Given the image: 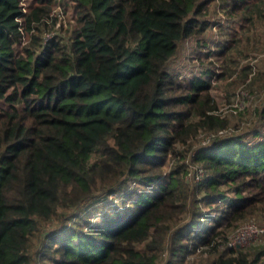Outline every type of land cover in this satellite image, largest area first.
<instances>
[{
  "label": "trees",
  "instance_id": "16d2710c",
  "mask_svg": "<svg viewBox=\"0 0 264 264\" xmlns=\"http://www.w3.org/2000/svg\"><path fill=\"white\" fill-rule=\"evenodd\" d=\"M56 1L0 0V264H264L224 246L264 221V0H63L61 33ZM218 10L246 24L204 50ZM220 77L258 95L233 121Z\"/></svg>",
  "mask_w": 264,
  "mask_h": 264
},
{
  "label": "rangeland",
  "instance_id": "374dc122",
  "mask_svg": "<svg viewBox=\"0 0 264 264\" xmlns=\"http://www.w3.org/2000/svg\"><path fill=\"white\" fill-rule=\"evenodd\" d=\"M25 0H23V3ZM65 1L63 0H57L56 4L53 6L51 16L56 15L57 21H58V26L56 27L58 32H62V30L66 29L69 27V22L71 21L72 15H71V10L70 6L65 7L64 3ZM217 3H220V0L217 1ZM71 4V3H69ZM25 7H26V2H25ZM219 17V18H217ZM218 19V23H215L212 26V30L207 32V37L210 39L212 42L211 45H208L206 49L204 50H209L212 51L214 45L218 42H221L219 40H224L228 37L227 33H230L238 28L239 24L245 25L244 20L240 19V17L237 14H229L227 15L225 12L218 10L217 15H214L212 17ZM56 21V22H57ZM221 24V28L218 29V25ZM56 25V24H55ZM55 27V26H54ZM62 30L60 31V29ZM56 30V31H57ZM52 31V30H51ZM55 31V32H56ZM49 32L45 33L46 34ZM50 34L47 35V37ZM25 38V37H24ZM25 42V41H24ZM198 44L195 42L187 41L181 44L179 53L177 56L173 59V62L176 63L175 70L179 72V77H185L188 76L189 74L199 70V62L196 61L195 58H193V54L195 50L198 48ZM202 49V50H203ZM198 50V49H197ZM194 51V52H193ZM206 51H203L202 53H205ZM255 62V61H254ZM236 75L234 74L232 78H234ZM230 78H223L220 77L218 81L213 82V85L215 87L214 95L216 96L218 100V111H220V114L226 115L228 114V118L233 119V115L236 113L237 110H243L244 108L248 106H254L258 102V95L253 94L249 92L244 84H239L238 86H233L231 87L228 84V81ZM233 88V89H231ZM230 90V91H229ZM230 92L231 99H228L226 94ZM233 94V95H232ZM215 125V123L213 124ZM203 132H201L197 138L193 140V144L198 147L200 144H206V138H204ZM207 135V134H206ZM205 135V136H206ZM209 135V134H208ZM196 168V167H195ZM194 167H191L190 171H188L187 175L185 176V179L188 180L189 182L195 178L198 179L201 174L199 171H195ZM196 174V175H195ZM200 175V176H198ZM195 176V177H194ZM191 181V182H192ZM190 182V183H191ZM117 202H119V199L116 198ZM116 202V203H117ZM257 219V218H256ZM255 222L254 220H248ZM246 221V222H248ZM258 221V220H257ZM259 222V221H258ZM262 223L260 226L264 227V221L260 222ZM243 224V223H242ZM259 241V238L252 244H249L247 246H242L244 248H251L252 250L255 249L254 251H258L259 249L264 247V237L263 239L256 244ZM260 245V246H259ZM201 246H196V248L192 249V247L188 246L187 251L184 254L185 260H187L189 263L192 264H201L204 260L209 258V255L207 252H200ZM168 256V253L165 251L162 256V261H164Z\"/></svg>",
  "mask_w": 264,
  "mask_h": 264
},
{
  "label": "built area",
  "instance_id": "2783aa9c",
  "mask_svg": "<svg viewBox=\"0 0 264 264\" xmlns=\"http://www.w3.org/2000/svg\"><path fill=\"white\" fill-rule=\"evenodd\" d=\"M22 10L25 12V4L22 5ZM18 20H20L18 18ZM57 21V20H56ZM55 28L58 26V21L55 22ZM54 30L50 31L46 34L45 39L52 36L54 34ZM50 34L48 37L47 35ZM25 41V39H24ZM209 140V136L206 137V142ZM199 172L200 169L198 170ZM199 174H202L199 173ZM200 176V175H198ZM264 233V227L256 224L255 222L248 221L241 225H239L230 235L229 237L224 241V246H227L229 248H238L242 246H247L249 244L254 243L259 236Z\"/></svg>",
  "mask_w": 264,
  "mask_h": 264
}]
</instances>
